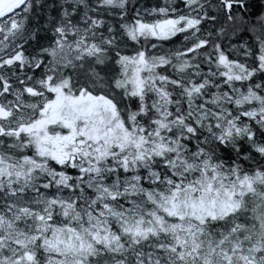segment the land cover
I'll list each match as a JSON object with an SVG mask.
<instances>
[{
  "label": "snow or ice",
  "instance_id": "snow-or-ice-1",
  "mask_svg": "<svg viewBox=\"0 0 264 264\" xmlns=\"http://www.w3.org/2000/svg\"><path fill=\"white\" fill-rule=\"evenodd\" d=\"M0 264H264V0H0Z\"/></svg>",
  "mask_w": 264,
  "mask_h": 264
}]
</instances>
